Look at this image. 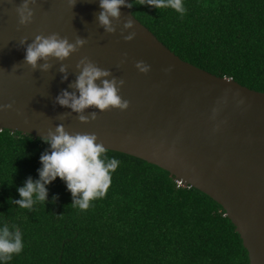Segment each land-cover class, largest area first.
Masks as SVG:
<instances>
[{"label": "water", "instance_id": "95a60500", "mask_svg": "<svg viewBox=\"0 0 264 264\" xmlns=\"http://www.w3.org/2000/svg\"><path fill=\"white\" fill-rule=\"evenodd\" d=\"M21 3L0 0V105H13L0 110V130L42 138L63 124L71 133L97 134L107 149L155 164L221 204L250 264H264V91L184 60L127 6L114 21L117 31L107 33L97 21L99 0H77L74 8L69 0H38L27 25L19 24ZM129 18L133 27L124 29ZM53 32L88 43L64 61L53 58L48 71L33 70L24 63L20 41ZM132 32L134 39L125 40ZM85 56L125 81L119 94L130 102L126 110L89 108L84 114L96 111L97 119L81 122L79 114L55 103L62 90L75 91L69 85ZM138 61L150 66L147 73ZM61 64L68 66L67 80Z\"/></svg>", "mask_w": 264, "mask_h": 264}, {"label": "trees", "instance_id": "16d2710c", "mask_svg": "<svg viewBox=\"0 0 264 264\" xmlns=\"http://www.w3.org/2000/svg\"><path fill=\"white\" fill-rule=\"evenodd\" d=\"M183 16L131 0L132 13L184 60L264 91V0H183ZM50 145L0 130V228L18 227L24 248L0 264H250L235 225L206 193L169 171L107 149L119 166L103 198L71 205L59 177L47 203L11 204L29 176L39 179ZM53 197H57L53 202ZM14 230V229H13Z\"/></svg>", "mask_w": 264, "mask_h": 264}, {"label": "clouds", "instance_id": "9594fccd", "mask_svg": "<svg viewBox=\"0 0 264 264\" xmlns=\"http://www.w3.org/2000/svg\"><path fill=\"white\" fill-rule=\"evenodd\" d=\"M38 0H22L17 6L16 12L19 16V24L27 25L33 21L35 9L31 5H36ZM77 0H69V4L74 8ZM102 9L97 14L98 24L107 33H115L117 24L121 18V7H132L127 0H99ZM139 5H148L157 9L171 8L183 16L186 12L183 0H138ZM134 21L127 19L124 29L132 28ZM136 36L135 32L124 36V39L131 41ZM88 43L87 38L77 36L74 42H70L67 36H61L58 32L49 35H36L31 43L28 37H24L20 44L26 46L24 63L31 65L33 70H50L53 65V58L64 61L72 53L79 51ZM44 61V63H40ZM79 74L75 81L69 85L75 91L64 89L55 98V103L70 108L72 112L79 114L81 122H89L98 117V113L93 111L90 115H85V110L96 108L100 111L119 108L126 110L130 102L119 94L120 87L125 83L123 79L112 76L111 70L99 67L87 56L81 58L76 65ZM136 67L147 73L150 66L143 61H138ZM59 71L63 73V80L68 79V66L61 64ZM112 77L108 79V77ZM99 81V83H98ZM13 105H0V110L10 109ZM67 115V114H62ZM95 133H71L66 130L63 124L57 125L55 130L49 129L47 135L42 136V140L50 145L40 156L42 167L38 169L39 179L27 178L25 184L18 188L20 199L9 197V202L21 208L31 209L37 202L47 203L49 189L57 177L61 178L67 185V189L72 194L74 207L87 210L90 203L103 198L112 183V173L119 166L116 158L107 156V148L103 141H98ZM57 197H53V202ZM14 229V230H13ZM24 248L21 230L15 225L12 228L4 223L0 228V261L7 262L12 259L13 254H19Z\"/></svg>", "mask_w": 264, "mask_h": 264}, {"label": "built area", "instance_id": "2783aa9c", "mask_svg": "<svg viewBox=\"0 0 264 264\" xmlns=\"http://www.w3.org/2000/svg\"><path fill=\"white\" fill-rule=\"evenodd\" d=\"M177 182H178V184H179V185H181V184H182V182H181V181H179V180H177Z\"/></svg>", "mask_w": 264, "mask_h": 264}]
</instances>
